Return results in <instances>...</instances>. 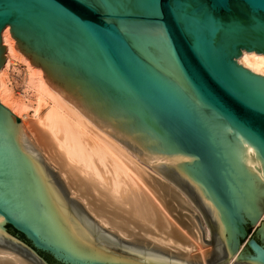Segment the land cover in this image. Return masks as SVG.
<instances>
[{"label": "water", "instance_id": "1", "mask_svg": "<svg viewBox=\"0 0 264 264\" xmlns=\"http://www.w3.org/2000/svg\"><path fill=\"white\" fill-rule=\"evenodd\" d=\"M7 26L54 91L187 195L206 264H264V77L236 61L264 54V0H0V68ZM133 171L200 243L181 195ZM0 215L63 264H202L104 229L1 105ZM3 231L0 264H43Z\"/></svg>", "mask_w": 264, "mask_h": 264}, {"label": "bare ground", "instance_id": "2", "mask_svg": "<svg viewBox=\"0 0 264 264\" xmlns=\"http://www.w3.org/2000/svg\"><path fill=\"white\" fill-rule=\"evenodd\" d=\"M121 29L160 32L167 40L158 26L126 23L121 24ZM14 40L10 27H5L1 34L5 61L0 68V105L20 119L24 131L41 150L47 163L59 171L70 194L84 204L87 213L103 228L115 231L122 239L150 241L176 253L186 251L190 254L198 250L190 245V236L173 223L133 168L140 166L155 178L157 174L54 91L46 83L43 70L31 65L30 60L15 49ZM12 60H20L27 68L28 84L37 96L35 107L20 105L11 99L4 75ZM236 61L254 75L264 77V54L243 51ZM5 222L6 218L0 215L1 234H4ZM186 244H189L188 250ZM199 251L202 250L199 248Z\"/></svg>", "mask_w": 264, "mask_h": 264}, {"label": "rangeland", "instance_id": "3", "mask_svg": "<svg viewBox=\"0 0 264 264\" xmlns=\"http://www.w3.org/2000/svg\"><path fill=\"white\" fill-rule=\"evenodd\" d=\"M15 41V40H14ZM16 42V41H15ZM19 52V51H18ZM21 53V52H19ZM22 54V53H21ZM23 55V54H22ZM24 56V55H23ZM29 76H28V71L27 68L25 66V64L23 62H21L20 60H12L9 68L6 70L5 75H4V82L7 86V88L11 91V99L16 102L17 104H24V105H28V106H32L35 107V103H36V92L35 90L28 84L29 83ZM30 138V137H29ZM31 142L36 146L35 142L32 141V139L30 138ZM38 148V146L36 147ZM39 150V148H38ZM41 155L43 156V153L41 152V150H39ZM44 159V156H43ZM44 161L47 163V160L44 159ZM47 165H49L47 163ZM51 165V164H50ZM49 165V166H50ZM52 166V165H51ZM50 166V167H51ZM53 170H55V167H51ZM56 172L58 171L57 169L55 170ZM154 171V170H153ZM59 172V171H58ZM155 172V171H154ZM157 174V179H159L162 182H166L167 185H169L171 188H173L179 195H181V198H183V200L185 201V203L192 208V210L194 211V213L198 216L199 221H200V225L203 231V235L202 232L200 230V227L197 223V221L195 219H193V222L195 223V226L197 228V231L199 233L200 236V242L202 245H205L207 247H200V243L196 242L194 239H189L190 245H193L195 249H198L194 252H191V255L200 254V258L202 261V255L201 252L202 251H206L208 249H211V246H208V244L204 243L203 240H209V229L205 223V220L202 216V214L200 213V211L197 209V207L190 201V199L187 197V195L180 189L178 188L176 185H174L172 182H170L169 180H167L166 178H164L163 176H161L160 174H158L157 172H155ZM60 174V173H58ZM60 176V175H59ZM62 176H60L61 178ZM160 177V178H159ZM62 179V178H61ZM63 181V180H62ZM64 182V181H63ZM65 184V183H64ZM66 186V185H65ZM68 186H66L67 188ZM69 188H67L68 190ZM70 191V190H68ZM71 193V192H69ZM71 197H74L72 194H70ZM76 198V197H75ZM77 201L81 202L79 199L76 198ZM82 203V202H81ZM82 205H84L82 203ZM85 207V206H84ZM86 209V208H85ZM87 210V209H86ZM89 213V212H88ZM171 217V216H170ZM172 218V217H171ZM97 220V219H96ZM171 220H174L173 218ZM98 221V220H97ZM175 221H173L174 223ZM177 223L175 222V225ZM178 225V224H177ZM176 225V226H177ZM179 226V225H178ZM177 226V227H178ZM4 228L6 229V232L8 235L5 234L6 237H8L9 239H11L13 242H15L16 244L22 246L23 248H25L28 252H30L34 257H36L40 262H42L43 264H63L61 262H58L57 260H55L50 254L46 253V252H42L39 251L37 249H35L31 242L29 240L26 239V237L21 234L20 232L16 231L13 227H11L8 223L5 224ZM105 229V228H104ZM109 230V229H108ZM180 230H182V233L184 232L183 229L180 227ZM110 231V230H109ZM186 231V230H185ZM254 226L252 227V229L250 230V232L248 234H251L252 237L255 235L254 234ZM186 232H184L183 234H185ZM188 235V234H187ZM189 236V235H188ZM125 240V239H124ZM194 242V243H193ZM197 245H196V243ZM197 247H196V246ZM189 244H186V250H188ZM199 246V247H198ZM200 250L202 251H199ZM194 249V250H195ZM171 252H175L173 250H169ZM185 252V253H184ZM176 253V252H175ZM178 254H184V255H190L187 254L186 251H183L182 253H178ZM202 264L203 261H202ZM206 264V262H205Z\"/></svg>", "mask_w": 264, "mask_h": 264}]
</instances>
